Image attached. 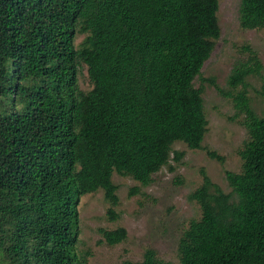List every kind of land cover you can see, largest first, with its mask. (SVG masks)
I'll list each match as a JSON object with an SVG mask.
<instances>
[{
    "label": "trees",
    "instance_id": "trees-1",
    "mask_svg": "<svg viewBox=\"0 0 264 264\" xmlns=\"http://www.w3.org/2000/svg\"><path fill=\"white\" fill-rule=\"evenodd\" d=\"M218 9L219 0H0V264H79L82 196L101 189L115 207L114 173L148 187L182 157L175 143L202 149L194 82L220 37ZM239 25L264 30V0H240ZM246 50L228 80L247 133L241 171L225 172L229 193L202 172L188 197L201 217L180 238L179 264H264V112L245 83L262 66ZM259 95L264 106V82ZM100 233L110 246L126 238L122 228ZM123 264L172 263L147 250Z\"/></svg>",
    "mask_w": 264,
    "mask_h": 264
},
{
    "label": "rangeland",
    "instance_id": "rangeland-1",
    "mask_svg": "<svg viewBox=\"0 0 264 264\" xmlns=\"http://www.w3.org/2000/svg\"><path fill=\"white\" fill-rule=\"evenodd\" d=\"M239 5L240 0H219L220 37L194 82L195 88L202 87L207 119L202 149L190 150L183 143H175L172 149L182 157L176 161L172 155L169 164L153 175L148 187L114 173L112 182L117 187L118 197L115 207L109 205L101 189L82 196L77 208L79 233L75 250L79 264L140 262L147 250L154 251L164 262L179 264L180 238L190 222L201 217L199 205L188 197L201 185L202 172L223 192H230L225 172L240 173L239 152L247 140V133L244 117L236 115L232 101L239 88L230 87L228 80L232 70L247 60L246 48L256 53L262 66L260 75L246 78L247 96L258 116L264 112L259 95L264 82V30L242 29ZM84 38L83 34L75 35L76 49ZM78 86L84 93L92 89L87 67L83 64L78 68ZM208 152H214L221 160L210 158ZM108 210L112 211L111 215ZM120 228L126 231L125 240L108 245L100 231Z\"/></svg>",
    "mask_w": 264,
    "mask_h": 264
}]
</instances>
